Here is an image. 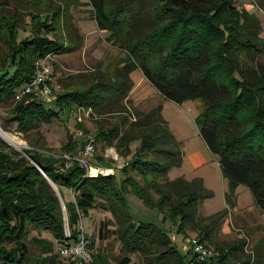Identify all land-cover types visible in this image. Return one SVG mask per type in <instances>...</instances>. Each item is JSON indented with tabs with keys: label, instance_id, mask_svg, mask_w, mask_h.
Here are the masks:
<instances>
[{
	"label": "trees",
	"instance_id": "1",
	"mask_svg": "<svg viewBox=\"0 0 264 264\" xmlns=\"http://www.w3.org/2000/svg\"><path fill=\"white\" fill-rule=\"evenodd\" d=\"M8 1L0 0V47L5 50L0 65V103L20 97L33 78L39 59L74 48L62 43L55 31L61 10L58 2L62 0L42 1L55 5L49 12H37L39 0H18L9 11ZM232 2L87 0L98 28L108 31L107 39L129 52L131 61L123 65L122 78L117 82L97 80L88 89L58 93L48 100L35 87L14 104L11 121L23 131L36 129L39 124L51 123L68 113V104L120 111L122 107L116 108L117 102L131 88L129 74L138 68L163 98L176 103L194 98L202 101L195 122L207 149L218 157L227 182L226 202L236 186L243 184L264 212V63L257 64L253 59L264 54V40L258 36V20L245 10L235 8ZM227 4L229 19L228 13L219 9ZM146 9L151 18L144 20ZM160 112L161 105L157 104L143 115L151 130L134 138L138 140L134 153L115 170L120 178L115 172L89 175L78 161L56 159L28 149H24L25 154L15 152L17 159L6 157L0 151V263L39 264L26 241L30 228L46 231L65 246L78 243L81 237L85 245L92 244L77 228V221L82 213L97 206L108 212L114 223L112 228L101 221L100 232L103 226L105 231L114 233L118 247L127 251L118 264H130L132 254L143 256L148 264L223 262L220 256L199 260L194 255L192 260H185L171 237L150 222L134 221L129 211L125 197L128 189L146 205L158 207L165 217L178 218V231L186 227L196 229L199 242L209 235L208 225L198 226L201 200L210 196L201 180L166 177L171 167L180 165L182 151ZM112 132L114 128L99 131L88 139L94 144L103 141L111 145L112 138L117 136V132ZM62 150L70 156L74 150L72 142L63 144ZM26 155L59 189L64 187L72 193L71 200L64 202L70 236L65 235V219L58 197ZM132 173H138L145 183L139 184ZM147 175L151 176L148 181ZM154 175H163L165 184L161 189L160 184L152 186L157 182ZM164 186H172L179 193V199L170 201V191H160ZM148 189L161 195L152 199ZM35 241L48 256H61L59 251L54 252L53 243L38 237ZM7 242L12 246L6 247ZM72 258L68 264L81 261L78 257Z\"/></svg>",
	"mask_w": 264,
	"mask_h": 264
},
{
	"label": "rangeland",
	"instance_id": "2",
	"mask_svg": "<svg viewBox=\"0 0 264 264\" xmlns=\"http://www.w3.org/2000/svg\"><path fill=\"white\" fill-rule=\"evenodd\" d=\"M17 1H8L7 8L9 11H12ZM42 1L44 0H39L36 5L37 12H49L55 8V5H51L48 1L46 3ZM67 1H70V5L65 3L64 0L58 2L61 10L55 21V31L62 43H69L74 48L68 52L53 56L49 55L38 60L47 65L51 72L50 79L47 82L50 95L44 96L45 100L51 99L58 93L88 89L97 80L117 82L122 78L123 65L131 61L127 48L119 46L118 43H112V41L107 39L109 32L98 28L95 19L91 15L92 7L87 3V0ZM147 4L150 6V1H147ZM232 5L237 9L245 10L258 20V36L264 40V0H233ZM228 7L227 4L226 7L222 5L219 8L220 11L228 13L227 19L231 17L230 8ZM26 8L27 6H24L25 10ZM149 8L152 9L151 6ZM144 11L143 19H150L151 16L147 9ZM0 52L1 65L3 61L2 54L5 52L4 48L0 47ZM249 55L252 57L254 54ZM253 59L257 64H262L264 63V54L255 55ZM137 71L140 70L138 68L132 70L133 74ZM132 89L133 85L127 90L122 101L117 102L116 108L122 107L120 111H111L108 110V107L102 110L99 107H80L68 104V113L61 114L57 120L51 123H41L36 129L28 131L17 128V124L12 122L10 118L14 104L21 99V95L20 97L4 100L0 103V130L12 136L18 144H10L0 136L2 142L0 151L6 157L12 159L19 158L15 152L23 154L25 152L24 149L51 156L52 158L62 157L64 159L63 155L65 153L62 150V145L70 141L74 146V150L70 155L69 161H78L75 151L80 149L84 141L89 137H94L99 131L114 128V132L110 134L117 132V136L112 138L111 145H107L103 141H98L94 144L95 155L91 160L92 169L86 170V173L95 175L97 173L111 174L115 172L117 177L120 178V173L115 170L118 167H122L130 155L134 153L138 144V140L134 138L151 130V127H148L150 124L144 122L143 115L157 104L161 105L158 100L159 93L149 83H147L145 88L142 87V92L141 90L133 92ZM182 105V116L188 121L191 126L190 129H195L198 132L195 118L201 112L202 101L198 98L188 99ZM156 125L160 127L158 124ZM206 155L207 162L202 169L205 172V177L199 179L209 191L210 196L201 200L198 210V216H200L198 226L208 225L209 238L203 239L201 243L210 250V258L214 260L220 256L221 261L224 262L213 261L214 264H264V212L255 204L250 191L243 184L236 186L226 202L223 190L226 179L221 173L218 157L209 150H207ZM170 169L166 173V177L169 180L172 178L169 173ZM91 171H94V173ZM132 175L139 184L145 183L144 178L138 173H132ZM162 176L154 175L157 182L156 185H152L153 187L160 184L158 186L161 189L162 184H165ZM150 179L151 176L147 175L146 181ZM53 186L58 193V200L65 219V235L68 237L70 236V230L64 202L71 200L72 193L64 187L59 189L57 184ZM166 190L170 191V201L175 202L179 199V193L174 192L172 186L171 188L164 186L160 191ZM156 191L158 190L156 189ZM147 193L150 194L152 199H157L161 195V193H156L151 189H148ZM125 197L134 221L150 222L169 237L174 234L175 238L172 240L177 251L185 260H192L194 254L191 251H187L188 244L186 242L192 238H199L196 229L186 227L182 229L183 231H178L176 225L178 218L173 220L165 217V213L161 212L158 207L146 205L139 196L129 189L126 191ZM101 221H104V226L114 228L111 215L99 206L89 209L86 214L82 213L81 218L77 221V228L86 235V240L90 238L89 240L92 242V244L85 245L84 238L81 237L84 242L83 248L88 264H91L90 262L94 264H118L119 259L126 256L127 251L118 247L114 233L108 230L105 231L103 226L100 232ZM99 234H104L105 237L101 238ZM37 237L44 239L48 244L53 243L55 253L59 251L62 245L65 246L62 243H58L46 231L30 228L26 241L30 243L28 245L36 263L68 264L71 259H74L70 256H58V258L48 256L44 248L35 241ZM91 245L93 246L92 250L90 249ZM11 246V243H6V247L9 248ZM207 263L210 264V261ZM130 264L148 263L143 256L132 254Z\"/></svg>",
	"mask_w": 264,
	"mask_h": 264
},
{
	"label": "crops",
	"instance_id": "3",
	"mask_svg": "<svg viewBox=\"0 0 264 264\" xmlns=\"http://www.w3.org/2000/svg\"><path fill=\"white\" fill-rule=\"evenodd\" d=\"M129 77L132 81L133 92L138 90L142 92V87L145 88L147 83H149L141 71H137L135 74L132 72L129 74ZM158 100L161 102V117L166 121L169 130L182 151L180 165L170 169L171 179L178 176H182L188 180L194 177L203 179L205 172L202 169L207 162L206 152L208 149L203 140L200 139L201 137L198 135L197 130H191L188 121L182 116L183 102L176 103L163 98L160 94H158ZM226 184L227 182L223 185L224 191Z\"/></svg>",
	"mask_w": 264,
	"mask_h": 264
},
{
	"label": "built area",
	"instance_id": "4",
	"mask_svg": "<svg viewBox=\"0 0 264 264\" xmlns=\"http://www.w3.org/2000/svg\"><path fill=\"white\" fill-rule=\"evenodd\" d=\"M50 75L51 72L49 71V67L45 65L43 62H37V69L35 71L33 78L24 87L20 95L24 93H30L33 90V88L37 87V90L41 95L49 96L50 89L49 86L47 85V82L50 79ZM94 155H95V148H94L93 140L91 138L87 139L86 142L80 147V149L77 152H75V156H77L76 159L78 160L80 165L84 167L86 170L92 169L91 160L94 158ZM63 157L66 160L70 159V156L68 154H64ZM86 158L89 160H87ZM170 237L171 239L175 238L174 234H171ZM83 243L84 242L81 239L78 243H75L74 245L71 244L68 246H61L59 248V254L63 257H67V256L78 257L81 259V261L78 264H84V263L88 264V259L84 252ZM186 243L188 244L187 251H191L199 260H205L211 256L210 250H208L201 242H199L197 238H192L189 241L187 240Z\"/></svg>",
	"mask_w": 264,
	"mask_h": 264
},
{
	"label": "bare ground",
	"instance_id": "5",
	"mask_svg": "<svg viewBox=\"0 0 264 264\" xmlns=\"http://www.w3.org/2000/svg\"><path fill=\"white\" fill-rule=\"evenodd\" d=\"M0 136L3 137L10 144H13V145L18 144L17 141H15L14 138H12V136L7 134L6 132H3L2 130H0ZM91 172L94 173V171H91Z\"/></svg>",
	"mask_w": 264,
	"mask_h": 264
},
{
	"label": "water",
	"instance_id": "6",
	"mask_svg": "<svg viewBox=\"0 0 264 264\" xmlns=\"http://www.w3.org/2000/svg\"><path fill=\"white\" fill-rule=\"evenodd\" d=\"M25 154V153H23ZM26 157L38 168V170L46 177L47 181L49 182V184L51 185L53 191L55 192L56 196L58 197V193L56 192V190L54 189V183H52L50 181V179L45 175V173L42 171V169L39 167V165H37V163H35L29 156L26 155ZM59 198V197H58Z\"/></svg>",
	"mask_w": 264,
	"mask_h": 264
}]
</instances>
